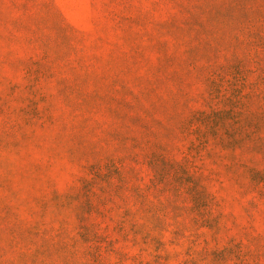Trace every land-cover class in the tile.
Listing matches in <instances>:
<instances>
[{"label": "rangeland", "instance_id": "obj_1", "mask_svg": "<svg viewBox=\"0 0 264 264\" xmlns=\"http://www.w3.org/2000/svg\"><path fill=\"white\" fill-rule=\"evenodd\" d=\"M0 264H264V0H0Z\"/></svg>", "mask_w": 264, "mask_h": 264}]
</instances>
